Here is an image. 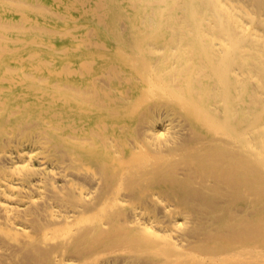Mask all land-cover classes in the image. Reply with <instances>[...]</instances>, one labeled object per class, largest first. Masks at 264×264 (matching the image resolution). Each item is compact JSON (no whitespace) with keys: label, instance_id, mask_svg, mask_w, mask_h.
<instances>
[{"label":"bare ground","instance_id":"6f19581e","mask_svg":"<svg viewBox=\"0 0 264 264\" xmlns=\"http://www.w3.org/2000/svg\"><path fill=\"white\" fill-rule=\"evenodd\" d=\"M0 264H264V0H0Z\"/></svg>","mask_w":264,"mask_h":264}]
</instances>
